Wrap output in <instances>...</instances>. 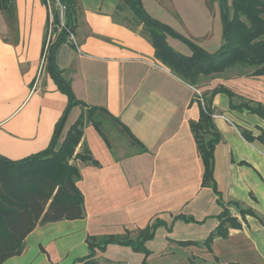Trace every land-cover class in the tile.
<instances>
[{"label": "crops", "instance_id": "0c3cea01", "mask_svg": "<svg viewBox=\"0 0 264 264\" xmlns=\"http://www.w3.org/2000/svg\"><path fill=\"white\" fill-rule=\"evenodd\" d=\"M70 38L55 51V63L70 80L76 100L105 109L145 148L115 153L94 127L85 123L83 143L96 165L80 163L77 188L84 215L37 226L24 239V251L3 264H73L90 253L89 238H135L155 221L162 224L144 246L145 257L130 247L108 244L94 249L95 264H264V144L246 141L264 131V75H220L192 87L155 58L140 27L118 11L119 0H76ZM154 20L209 54L221 46L223 22L217 1L141 0ZM15 23L0 12V155L17 161L45 150L68 98L46 71L50 11L41 0H15ZM5 34V36H2ZM184 56L183 41L166 37ZM217 87L231 91L235 105L250 102L262 116L212 98L213 123L220 134L214 149L213 180L228 211L239 223L225 238L215 236L222 208L203 185L204 165L191 124L201 116L202 94ZM82 108L69 109L59 137L77 121ZM79 148V147H78ZM182 218H190L186 222ZM188 243V244H182ZM80 264V263H75Z\"/></svg>", "mask_w": 264, "mask_h": 264}, {"label": "trees", "instance_id": "16d2710c", "mask_svg": "<svg viewBox=\"0 0 264 264\" xmlns=\"http://www.w3.org/2000/svg\"><path fill=\"white\" fill-rule=\"evenodd\" d=\"M209 1L218 2L223 22L222 43L213 54L205 52L167 25L148 16L141 0H119L117 9L131 14L130 18H127L128 23L135 28L140 27L141 32L154 47L155 58L172 74L192 87L197 88L203 80L225 74L234 68L238 73L233 76L264 75V0H232L230 4L227 0ZM41 2L47 6L53 18L51 32L54 38L47 46L46 71L57 89L67 96L68 103L62 117L55 125L52 139L45 150L17 161L0 155V264L24 251L25 237L37 226L61 220L79 219L84 215L83 198L77 188L80 179L79 168L70 161L97 164L83 143L85 123L94 127L108 147L111 146L103 131L107 122L127 134L130 144L137 146L140 152L145 151L128 129L105 109L87 106L76 100L71 91L70 80L56 66L55 51L61 43L70 38L73 32L76 0H59V4L63 7L62 18L55 8L54 0H41ZM15 9V0H0V12L10 25L15 23ZM167 36L183 41L190 47L192 54L184 56L172 50L166 42ZM218 93H223L229 98L232 108L263 115L262 107L257 104L252 106L250 102L244 101L238 105L233 104L232 98L235 95L223 87H217L210 93L201 95L203 101L201 116L197 122L191 124V130L204 165L203 185L213 189L218 196L217 202L222 208L217 217L218 226L204 243L208 249L215 236L225 238L229 228L240 226L230 215L229 206H235L242 217L255 215L252 210L241 208L237 202L224 203L213 180V153L215 146L220 142V134L213 123L212 98ZM76 105L82 108V112L60 143L59 137L65 117L69 109ZM241 133L246 141L258 140L264 144V131L256 137L246 130H242ZM182 219L186 222L191 220ZM161 224L162 222L155 221L147 229L139 232L135 238L126 236L89 238L90 253L76 262L95 264L91 260L94 249L98 248L102 251L108 244L128 246L146 257L148 251L144 244L152 238L155 228ZM142 264H146L145 259Z\"/></svg>", "mask_w": 264, "mask_h": 264}, {"label": "rangeland", "instance_id": "374dc122", "mask_svg": "<svg viewBox=\"0 0 264 264\" xmlns=\"http://www.w3.org/2000/svg\"><path fill=\"white\" fill-rule=\"evenodd\" d=\"M232 0H227V3L230 4ZM55 2V8L59 11L60 13V8L56 3V0H54ZM126 17L130 18L131 14L130 13H126ZM2 36H5V34H2ZM237 70L234 68L233 70H228L224 75H230L233 76V74H237ZM223 75V74H221ZM220 76V75H218ZM104 133L106 135V138L108 139L110 146L112 148V150L115 153H123V151H130L127 145V140H126V135L121 132L118 127H114L112 124L110 123H106V126L104 128ZM79 151V148L77 149ZM70 163L77 165V167L79 166V162H75V161H70Z\"/></svg>", "mask_w": 264, "mask_h": 264}, {"label": "built area", "instance_id": "2783aa9c", "mask_svg": "<svg viewBox=\"0 0 264 264\" xmlns=\"http://www.w3.org/2000/svg\"><path fill=\"white\" fill-rule=\"evenodd\" d=\"M56 3H57V5H58L59 8H60V17L62 18L63 7L59 4V0H56ZM49 8H50V6H49ZM52 21H53V18H52L51 12H50V23H52ZM212 117H213V116H212Z\"/></svg>", "mask_w": 264, "mask_h": 264}]
</instances>
